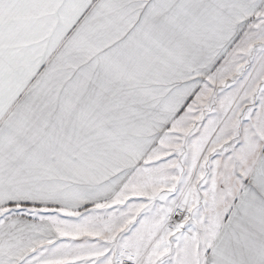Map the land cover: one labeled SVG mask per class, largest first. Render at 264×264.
<instances>
[{
    "label": "snow or ice",
    "instance_id": "snow-or-ice-1",
    "mask_svg": "<svg viewBox=\"0 0 264 264\" xmlns=\"http://www.w3.org/2000/svg\"><path fill=\"white\" fill-rule=\"evenodd\" d=\"M0 264H264V0H0Z\"/></svg>",
    "mask_w": 264,
    "mask_h": 264
}]
</instances>
